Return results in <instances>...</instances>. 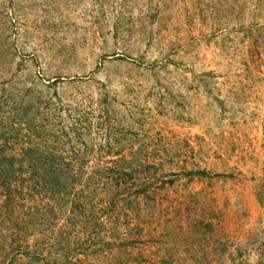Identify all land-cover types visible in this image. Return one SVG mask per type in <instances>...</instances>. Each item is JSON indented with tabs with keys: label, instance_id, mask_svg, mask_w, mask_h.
I'll return each mask as SVG.
<instances>
[{
	"label": "rangeland",
	"instance_id": "obj_1",
	"mask_svg": "<svg viewBox=\"0 0 264 264\" xmlns=\"http://www.w3.org/2000/svg\"><path fill=\"white\" fill-rule=\"evenodd\" d=\"M0 150V264H264V0H0Z\"/></svg>",
	"mask_w": 264,
	"mask_h": 264
},
{
	"label": "trees",
	"instance_id": "obj_2",
	"mask_svg": "<svg viewBox=\"0 0 264 264\" xmlns=\"http://www.w3.org/2000/svg\"><path fill=\"white\" fill-rule=\"evenodd\" d=\"M37 149L33 147L23 148L22 150V162H26L29 168L30 179L34 182V188L41 187L46 193H52L55 195L57 191H61L63 188V180L61 173L56 172L52 168L51 162L56 160V156L53 154L42 152L37 154ZM5 151L0 150V162H9L10 166L3 169L1 168L0 180L8 200L12 197V178L15 173H24V163H20L15 168V156H2ZM37 154V155H36ZM0 163V164H1ZM193 172H190V175ZM200 175H206V172H200ZM65 188V186H64Z\"/></svg>",
	"mask_w": 264,
	"mask_h": 264
}]
</instances>
